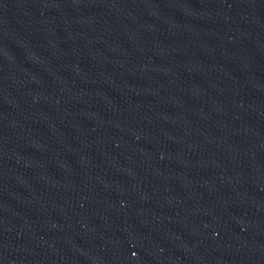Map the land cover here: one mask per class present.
<instances>
[{"label": "water", "instance_id": "95a60500", "mask_svg": "<svg viewBox=\"0 0 264 264\" xmlns=\"http://www.w3.org/2000/svg\"><path fill=\"white\" fill-rule=\"evenodd\" d=\"M0 264H264V0H0Z\"/></svg>", "mask_w": 264, "mask_h": 264}]
</instances>
